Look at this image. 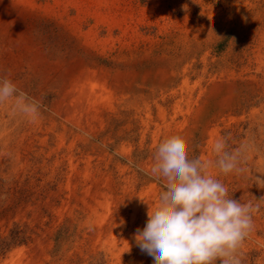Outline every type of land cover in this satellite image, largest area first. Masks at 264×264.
<instances>
[{
  "label": "rangeland",
  "instance_id": "374dc122",
  "mask_svg": "<svg viewBox=\"0 0 264 264\" xmlns=\"http://www.w3.org/2000/svg\"><path fill=\"white\" fill-rule=\"evenodd\" d=\"M0 77L37 106L0 103V264H151L170 136L252 206L264 264V0H0Z\"/></svg>",
  "mask_w": 264,
  "mask_h": 264
},
{
  "label": "clouds",
  "instance_id": "9594fccd",
  "mask_svg": "<svg viewBox=\"0 0 264 264\" xmlns=\"http://www.w3.org/2000/svg\"><path fill=\"white\" fill-rule=\"evenodd\" d=\"M9 100L25 114L37 112L36 104L13 81L0 77V103ZM223 149V141L217 140L219 170L238 171L236 156ZM153 161L151 172L166 181L165 188L155 210L149 206L144 227L134 234L151 264H241L238 249L253 227L252 206L229 196L199 158L189 159L177 136L156 146Z\"/></svg>",
  "mask_w": 264,
  "mask_h": 264
},
{
  "label": "bare ground",
  "instance_id": "6f19581e",
  "mask_svg": "<svg viewBox=\"0 0 264 264\" xmlns=\"http://www.w3.org/2000/svg\"><path fill=\"white\" fill-rule=\"evenodd\" d=\"M97 86H98V85H97ZM97 86H96V85H91L92 88H95V87L97 88ZM94 91H95V90H94Z\"/></svg>",
  "mask_w": 264,
  "mask_h": 264
}]
</instances>
